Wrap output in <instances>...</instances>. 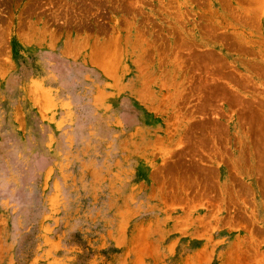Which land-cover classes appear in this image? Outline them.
<instances>
[{
  "label": "rangeland",
  "instance_id": "1",
  "mask_svg": "<svg viewBox=\"0 0 264 264\" xmlns=\"http://www.w3.org/2000/svg\"><path fill=\"white\" fill-rule=\"evenodd\" d=\"M0 264H264V0H0Z\"/></svg>",
  "mask_w": 264,
  "mask_h": 264
}]
</instances>
